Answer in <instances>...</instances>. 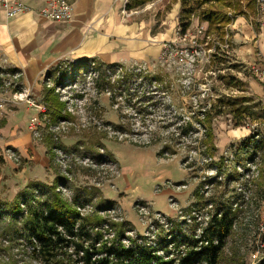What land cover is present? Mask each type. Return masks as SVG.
Returning <instances> with one entry per match:
<instances>
[{
	"label": "rangeland",
	"instance_id": "374dc122",
	"mask_svg": "<svg viewBox=\"0 0 264 264\" xmlns=\"http://www.w3.org/2000/svg\"><path fill=\"white\" fill-rule=\"evenodd\" d=\"M91 1L92 15L82 30L93 49L88 57L116 56L123 66L113 84L140 67L143 77L160 76V91L152 96L149 79L129 78L122 92L100 93L96 74H81L77 83L57 90L71 119L52 123L44 98L54 66L39 81L26 83L2 68L0 199L13 202L31 182L53 185L61 177L57 192L64 198L76 191L93 195L86 209L79 208L83 215L128 220V236L151 242L162 229L169 231V222L199 236L219 204L236 216L221 264H263L264 25L243 17L240 29L237 23L226 28L228 38L214 33L206 39L208 23L199 9L181 35L180 0L134 9L128 8L131 0H125L126 8L118 0ZM225 39L229 48L223 58L215 56ZM101 40L102 51L96 48ZM34 116L40 122L33 128ZM101 200L113 205L97 210ZM30 251L0 231V264H40Z\"/></svg>",
	"mask_w": 264,
	"mask_h": 264
},
{
	"label": "trees",
	"instance_id": "16d2710c",
	"mask_svg": "<svg viewBox=\"0 0 264 264\" xmlns=\"http://www.w3.org/2000/svg\"><path fill=\"white\" fill-rule=\"evenodd\" d=\"M154 1L131 0L128 8L143 7ZM180 2L181 33L185 34L191 27L193 15L199 9L201 21L208 23V32L205 36L208 39V36L214 33L224 37L227 34L226 28L238 16L246 15L247 9H251L256 0H180ZM207 42L206 40L205 43ZM221 54L219 48L215 56H224ZM122 66L121 63L107 64L93 58L83 63L65 62L55 67L48 75L49 80H52V86L45 84L44 100L51 122L60 123L71 119L68 103L61 101L57 90L73 81L77 83L82 78L81 74H96L95 87L100 93L107 92L113 95L118 90L122 92L129 78H131L129 81H142L147 78L150 83L149 92L152 96L158 94L160 91L158 86L162 84V79L152 74L147 77L141 76L143 74L140 67L129 69L130 72L119 77L118 83L113 84L112 80H116L113 79V75L118 69L121 70ZM8 70L11 75L21 74L19 81L22 82V73L17 69ZM1 73L3 69L0 67V75ZM164 83L169 90L168 81L164 79ZM4 88V81L0 77V92ZM19 89H15L14 92H21ZM82 95L79 97L82 98ZM152 99L154 100V97ZM200 121L204 124L203 119ZM179 128L183 130V135L190 132L186 130L187 125H181ZM52 142L50 139L47 146L51 147ZM75 149L80 150L79 146ZM77 152L92 155L88 151ZM0 161L4 163V157L1 155ZM61 181H64L63 178L58 177L53 185L40 181L31 182L13 202L0 199L1 235L11 243L24 244L31 250V258L40 264H221L225 242L235 227L236 216L232 209L217 204L216 212L199 236L195 234V230L189 233L182 230L178 224L169 222L170 225L167 227L169 231L162 229L151 242L140 234L137 237L128 236L126 233L133 228L128 220L115 222L96 214L83 215L79 208L90 205L93 195L88 191H76L70 200L64 198L57 192V186ZM109 202L99 201L96 209L107 210L113 205ZM125 240H128V243Z\"/></svg>",
	"mask_w": 264,
	"mask_h": 264
},
{
	"label": "crops",
	"instance_id": "0c3cea01",
	"mask_svg": "<svg viewBox=\"0 0 264 264\" xmlns=\"http://www.w3.org/2000/svg\"><path fill=\"white\" fill-rule=\"evenodd\" d=\"M71 2L74 6V20L68 23L52 22L39 16L35 11L42 6L43 0H27L33 10L15 18L7 17L0 9V67L17 69L22 73V83H26L39 81L40 76L45 75L46 70L53 66L52 69H54L64 62L82 63V61H77L81 57L85 58L84 62L96 58L107 64L118 63L114 61L116 56L112 54L107 55L105 59L99 56L88 57L90 53H93V49L91 50L89 36H84L82 30L92 15L93 1L90 3V0H71ZM117 2L120 8L123 6L126 8L125 0ZM179 3L181 11V2ZM253 8V14L248 11L250 10L248 8L246 15L238 16L232 22V25L237 23L236 30L240 29L243 17L249 19L251 23L256 22L254 20L256 2L251 9ZM104 43V40L97 42L96 48L102 51Z\"/></svg>",
	"mask_w": 264,
	"mask_h": 264
},
{
	"label": "built area",
	"instance_id": "2783aa9c",
	"mask_svg": "<svg viewBox=\"0 0 264 264\" xmlns=\"http://www.w3.org/2000/svg\"><path fill=\"white\" fill-rule=\"evenodd\" d=\"M0 9L3 10L4 13L7 15V17L9 18L18 17L22 14L31 12L33 10L31 6H29V4L27 3V0H0ZM35 12L39 16L43 17L44 19L48 21H52V22L68 23L74 20V6L71 0H43L42 6L39 7ZM254 20L261 22L264 25V0H256V17L254 18ZM204 30H205L204 25L198 26L199 33H202V32L205 33L206 31ZM181 31H182V28H181ZM187 31L185 34L181 33V35H186ZM227 34H226V37L228 38L229 34L228 35ZM209 38L210 37H208V39ZM219 44L220 45L218 49L220 48L221 52L226 51L229 48L227 39H225L223 43L221 42ZM3 74L5 73H1L0 77ZM6 74H10V73H6ZM11 76L16 77L17 79H20L21 74L16 73ZM4 85H6V83ZM22 92L23 91L17 92V93H22ZM3 104H4V100L2 97H0V107ZM37 107L39 108L40 106L37 105ZM39 122H40L39 117L34 116L31 119L30 125L31 127L34 128L37 124H39ZM87 206H85L84 208H80V210L86 209ZM254 257L257 258V255H255Z\"/></svg>",
	"mask_w": 264,
	"mask_h": 264
}]
</instances>
